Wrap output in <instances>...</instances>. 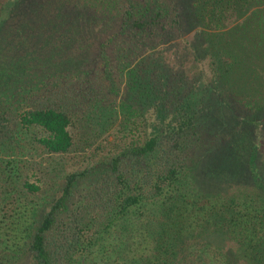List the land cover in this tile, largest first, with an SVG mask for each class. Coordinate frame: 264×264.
I'll use <instances>...</instances> for the list:
<instances>
[{
  "label": "rangeland",
  "instance_id": "1",
  "mask_svg": "<svg viewBox=\"0 0 264 264\" xmlns=\"http://www.w3.org/2000/svg\"><path fill=\"white\" fill-rule=\"evenodd\" d=\"M261 4L264 8V0ZM133 5L131 15L126 13L128 0H22L10 9V28L26 26L42 42H2L0 59L11 63L14 58L22 62L39 56L43 61L54 52L59 54L56 62L63 65L49 70L40 62L33 70L27 64L16 67L13 87L7 81L0 83V116L9 105L5 92L13 88L25 98L13 103L15 109L65 108L77 119L72 128L74 146L65 155H49L40 149L35 142L41 136L38 129L26 131L12 122L11 130L0 134V264H33L27 244L62 193L68 173L84 170L142 139L134 125V110L147 89H160L171 99L199 82L200 91L207 90L205 98H211L207 107L215 105L214 114L198 121L196 133L189 136L191 147L182 152L185 160L180 164L187 168L178 186L181 193L196 195V200L227 196L250 182L249 175L232 163L230 137L236 119L228 107L215 101L218 91L211 64L215 61L218 68L226 59L238 60L240 65L231 68L232 84L223 87L236 112H245L241 99L250 103L251 96L263 99L264 23L259 22L263 17L249 26L250 10L214 31L197 17L195 0H133ZM135 22L146 28L138 31L132 26ZM75 24L87 29L79 38L73 34ZM74 60L81 62L78 74ZM262 136L264 153V131ZM177 154H172L175 161ZM101 181L100 174L77 185L69 211L64 213L69 224L77 210L94 218L99 204L92 202L91 194ZM116 238L117 229L107 235L112 246ZM116 255L112 259L111 251L104 256L92 254L97 261L87 264H121L122 253Z\"/></svg>",
  "mask_w": 264,
  "mask_h": 264
},
{
  "label": "trees",
  "instance_id": "2",
  "mask_svg": "<svg viewBox=\"0 0 264 264\" xmlns=\"http://www.w3.org/2000/svg\"><path fill=\"white\" fill-rule=\"evenodd\" d=\"M20 1L0 0V58L2 42H42L31 35L26 26L10 28L11 12L21 4ZM128 1L126 13L131 15L135 8L133 0ZM259 5L262 6L261 0H195L197 17L214 31L223 30L250 10L253 13L247 18L249 26L262 16L261 25L264 8ZM132 26L138 31L146 28L139 22ZM86 31L77 24L73 28L75 38ZM262 42L264 44V33ZM34 52L36 54V50ZM56 55L59 54L53 52L43 61L39 56H31L22 62L14 58L11 63L0 59L3 61L0 62V83L7 81V85L13 87V72L25 64L29 70L36 69L39 62L47 70L58 69L63 64L56 62ZM74 61L77 63L72 66L78 74L81 62ZM224 61V64L218 63V68L215 61L211 64L218 91L215 101L228 107L236 119L229 153L241 173L249 175L248 185L238 186L227 196H201L198 200L196 195L181 193L178 186L187 168L180 164L185 160L182 152L191 147L189 136L196 133L198 121L203 115L209 118L214 114L215 105L207 107L211 98H205L207 90L200 91L199 82L192 84L191 91L171 99H167L160 89L144 90L141 103L134 110V125L142 139L119 153L94 161L84 170L66 175L62 193L53 200L27 244L31 263L87 264L97 261L91 258L92 254L104 256L111 251L112 259L116 258L117 252L122 253L121 264H264V153L261 151L264 89L263 99L253 100L251 96V103L239 97L246 109L243 107V113L236 112L223 87L232 84L231 68L240 64L237 59L235 62ZM5 98L9 105L0 116V134L6 129L11 130L14 122L26 131L40 130L41 136L35 137V142L49 155H65L71 151L76 114L65 108L15 109L13 103L25 98L13 88L5 92ZM167 151L171 154H166ZM176 152L178 161L173 157ZM141 164H145V168H139ZM100 174L102 181L94 195L91 194L92 202L99 204L97 214L94 212V218H91L77 210L69 224L64 213L69 211V201L77 185ZM26 186L38 190L35 186ZM114 229L118 230L119 238L112 246L107 235Z\"/></svg>",
  "mask_w": 264,
  "mask_h": 264
}]
</instances>
